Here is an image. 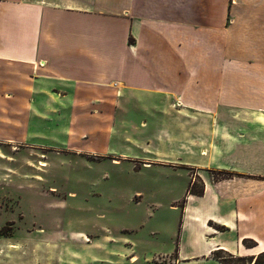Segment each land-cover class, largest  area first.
<instances>
[{
	"label": "crops",
	"instance_id": "1",
	"mask_svg": "<svg viewBox=\"0 0 264 264\" xmlns=\"http://www.w3.org/2000/svg\"><path fill=\"white\" fill-rule=\"evenodd\" d=\"M243 65L260 73H227ZM130 106L203 137L181 138L188 157L171 160L196 170L182 210L196 250L183 263L221 264L211 254L222 251L253 264L264 253V0H0V148L39 145L50 117L76 146L70 132L108 130Z\"/></svg>",
	"mask_w": 264,
	"mask_h": 264
},
{
	"label": "rangeland",
	"instance_id": "2",
	"mask_svg": "<svg viewBox=\"0 0 264 264\" xmlns=\"http://www.w3.org/2000/svg\"><path fill=\"white\" fill-rule=\"evenodd\" d=\"M250 53L260 54L242 50L237 55ZM226 70L260 73L246 65ZM136 111L130 106L108 115V130L70 132L76 146L63 144L64 132L54 129L50 117L34 132L40 140L30 141L39 145L0 148V264H185L194 259L189 235L195 231L182 210L196 170L171 160L188 157L183 154L189 149L176 145L181 138L194 146L203 137L168 130L175 126L170 115ZM212 117L206 116L209 123H215ZM221 117L226 123L244 120V115ZM201 185L196 179L193 191ZM225 262L245 264L237 257Z\"/></svg>",
	"mask_w": 264,
	"mask_h": 264
},
{
	"label": "trees",
	"instance_id": "3",
	"mask_svg": "<svg viewBox=\"0 0 264 264\" xmlns=\"http://www.w3.org/2000/svg\"><path fill=\"white\" fill-rule=\"evenodd\" d=\"M213 173H216L218 176L216 178H213V179H216V180H220V179H226L228 177H230V174L228 173H224V172H213ZM195 184V183H194ZM189 193L190 194H194V195H200L202 193V185H201V189L198 193L194 192L193 191V187L190 188L189 190ZM219 254H224L222 251H216V252H213L211 254V257L217 261H219L221 264H226L225 261H227V259H232L231 256L227 255L228 258L226 257H222L220 256ZM238 261L240 262H243V263H247L249 262L250 263V259H245V258H237ZM253 264H264V253L262 254H259L253 261Z\"/></svg>",
	"mask_w": 264,
	"mask_h": 264
}]
</instances>
